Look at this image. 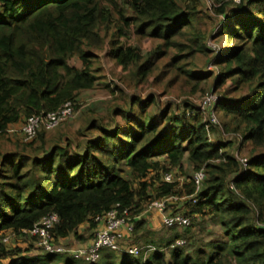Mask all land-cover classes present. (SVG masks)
<instances>
[{"label": "trees", "instance_id": "16d2710c", "mask_svg": "<svg viewBox=\"0 0 264 264\" xmlns=\"http://www.w3.org/2000/svg\"><path fill=\"white\" fill-rule=\"evenodd\" d=\"M216 1L212 11L224 18L218 34L224 32L230 42L217 59V83L229 81L231 89L222 92L215 109L228 118L224 132H238L244 144H251L245 170L229 152L215 162L233 142L210 143L216 127L204 121L195 105L184 102L179 114L167 108L157 116L148 111L154 97H132L125 107L110 111L112 128L90 122L85 130L94 137L76 150L55 145L41 158L0 152V264H83L69 253L36 247L40 254L29 256L30 247L5 246L6 233L28 236L22 231L48 213L58 216L54 244H69L74 237L78 248H85L93 244L95 218L116 205L127 210L133 224L127 242L143 230L145 222L138 217L143 206L173 197H188L182 200L184 212L171 210L181 200L166 203V211L190 218L186 227H168L182 228L180 233L172 231L157 242L141 235L145 248L153 247L146 258L142 250L117 260L115 252L101 249L96 262L86 264H264V229L258 226L264 223V0ZM201 5L200 0H0V140L29 116L55 111L66 102L78 104L80 94L97 81V55L88 48L100 47L109 33L116 41L111 42V59L121 70L135 68L133 75L142 79L150 72L149 61L140 64L138 49L118 42L130 31L161 40V48L189 49L185 57L206 53L207 31L215 19ZM184 37L186 44L174 40ZM161 48L154 54L162 55ZM183 72L196 82L205 79L200 72ZM47 132L40 130L30 143L22 141L21 133L17 136L22 144L39 140L44 145ZM184 157L193 174L182 186L166 182V174L182 171ZM119 164L138 181L137 188L120 174ZM202 168L205 177L196 190L193 175ZM196 218L221 227L222 240L189 252L196 243ZM29 238L33 243L35 238ZM178 240L185 245H176Z\"/></svg>", "mask_w": 264, "mask_h": 264}, {"label": "rangeland", "instance_id": "374dc122", "mask_svg": "<svg viewBox=\"0 0 264 264\" xmlns=\"http://www.w3.org/2000/svg\"><path fill=\"white\" fill-rule=\"evenodd\" d=\"M200 1L202 4L201 7L204 8L211 18L215 19L207 31V38L204 43L207 50L206 53L197 52L194 55H188L185 57L184 55L187 54L189 49H178L176 47H170V45L166 48H161L163 46L161 40L149 37H139L130 31L128 36L118 37V42L124 47L130 46L137 48L142 57V63L140 64H145L149 61V63L146 64L150 67V72L146 78L142 79L139 76L135 77L133 75L136 71L135 68L129 67L126 70H121V68L115 64L114 60L111 59V42L113 40V42L116 41L113 38V35L109 33V36L105 38L100 47L88 48L90 52L97 55V59L93 62V69L97 81L95 87L88 91L89 95L79 101V103L83 105V108L78 110L79 107H76L77 110L75 111L76 115L74 119L54 131H48L44 136V145H42L39 140L28 145L20 143L17 136L18 132L20 133V126L16 128L15 132H9L5 139L0 140V152L8 154L16 153V155L30 156L31 158H41L47 156L55 145L61 147L67 146L68 151H70L71 148L76 150L77 146H82L85 140L93 139L95 133L85 130L90 122H101V124H104L108 128H112V123L110 121L111 116L109 114L110 111L115 107H125L128 100L132 97H139L142 100H146L151 96L154 97L155 104H152L148 108V111L159 116V113L167 108H170V112L179 114L184 102H190L201 111L202 108L200 107V103L202 102L205 93L214 92L216 97L220 98L222 92H229L231 89L229 81H226L223 85L217 83L221 72L220 67L217 64V59L223 49L230 46V42L226 40L224 32L218 34V28L222 23L221 17L215 15L212 11L213 7L218 5L219 2L216 0ZM112 31L113 29H111V32ZM186 39L187 37L182 39L175 38L174 40L186 44ZM158 48H161L160 51L163 52L160 56L154 54L155 50ZM177 54H180V57L174 59V62L173 57ZM75 63V61L69 60L71 66H74ZM178 67L181 68L182 71L177 72L176 68ZM183 71L200 72L205 76V79L196 82L189 78ZM175 72L177 76L175 75ZM229 95L235 96L232 93ZM212 112L217 116V121L220 125L216 127L217 133L209 137V142L213 144L233 142V146L228 148V150L223 149L222 153H238L240 157L248 159V152L251 144H244L243 136L238 132H224L222 124L227 122L228 118H224L222 112L216 110L215 107ZM201 117L206 119L205 113H202ZM116 121H119V119L117 118ZM42 146L46 150L45 152L40 150ZM185 157L182 162V171L175 169L172 172V179L177 181L181 186L185 183L186 178L193 174L192 167L189 165ZM27 168H29V165L25 166V169ZM118 169L125 179H129L132 187L137 188L138 181L129 178L128 168L123 164H119ZM180 185L176 188H179ZM149 194L151 196L154 195V191L150 189ZM175 203H173L175 204V207H171V210L184 212L182 201ZM150 204L151 202L143 206L138 213V217L145 222L143 230L137 232V234L131 238L132 240L125 241L126 243L142 247L143 258H146L151 251H145V242L142 237H140L141 235L148 237L147 240L157 242L160 238H165L172 231L180 233L183 230L182 228H174L176 230L169 231L168 227L162 224L160 217H158V212L150 208ZM192 224H194L192 236L195 238L196 243L191 246L192 248H190L189 252L193 249L195 251L199 248L205 250V244L209 242L220 243L222 240V228L212 224L210 221L196 218ZM79 234L81 235V233ZM83 235L87 236L85 234ZM7 236L9 237V240L5 243V246H7L8 249L17 246L21 249L30 247L31 251L28 253L29 256L40 254V251L36 249V246L28 236H14L6 233L4 237ZM63 245L67 249H76L80 246L74 237L71 238L69 244ZM122 254L123 253H116L117 260H119ZM7 261L8 260H3L2 264H6ZM84 262L83 264L87 263Z\"/></svg>", "mask_w": 264, "mask_h": 264}, {"label": "built area", "instance_id": "2783aa9c", "mask_svg": "<svg viewBox=\"0 0 264 264\" xmlns=\"http://www.w3.org/2000/svg\"><path fill=\"white\" fill-rule=\"evenodd\" d=\"M231 1L236 4L240 2V0ZM221 22H224L223 17H221ZM218 99L219 98L216 97L214 92H207L203 95L202 102L200 103V107L202 108L201 112L206 115V119H204V121L215 127H218L220 124L217 121V116H215L212 110ZM77 105L79 109L83 108V105L80 103L75 104L73 102H66L55 111L45 114L32 115L25 118L20 128L22 141L24 143H30L36 138L37 133L40 130L54 131L63 123L72 120L76 115L74 107ZM219 154L220 158L215 160L216 163L224 161L222 150ZM233 155L244 171L247 159L240 157L238 153ZM204 177L205 171L203 168L194 173L193 178L196 190L203 182ZM164 180L168 183L174 181V179H172V174H166L164 176ZM230 188L234 189L232 185ZM186 198H165L153 201L149 206L158 212L164 226L186 227L190 224V218L181 213H170L166 211V203L170 201V199H173L174 201H182ZM193 202L195 203L196 201L193 200ZM129 220L127 210H123L121 212L118 205L109 210L104 216L96 217L94 221L97 223V227L94 232L95 238L93 244L85 248L67 249L63 245L53 243L52 229L58 223V216L55 213L46 214L40 218L30 230H23L22 233L35 238V240H33V244L36 247L41 248L46 253H69L75 258L83 259L87 263H93L98 259V252L101 249H108L115 253H125L132 256H139L143 248L125 242L127 233L131 232L133 229V224ZM258 226L264 229V223L259 224ZM8 240V236L3 238L4 243ZM184 243L185 242L183 240H178L175 244L183 245ZM146 250L151 251L152 248L147 247L145 248V251Z\"/></svg>", "mask_w": 264, "mask_h": 264}, {"label": "crops", "instance_id": "0c3cea01", "mask_svg": "<svg viewBox=\"0 0 264 264\" xmlns=\"http://www.w3.org/2000/svg\"><path fill=\"white\" fill-rule=\"evenodd\" d=\"M76 66H79V64H76ZM89 95V92L87 91V92H83L82 94H80V99L81 100H83L84 98H86L87 96ZM74 119V118H73ZM72 119V120H73ZM71 122V121H70ZM21 122L20 123H18V124H16V125H12V126H10L9 127V129H8V133L9 132H15L16 131V128H18V127H20L21 126ZM19 133V132H18ZM158 217H160V215L158 214ZM160 220H161V218H160ZM83 228V227H82ZM82 228H80V229H82Z\"/></svg>", "mask_w": 264, "mask_h": 264}]
</instances>
